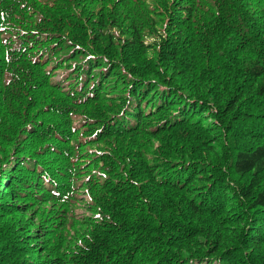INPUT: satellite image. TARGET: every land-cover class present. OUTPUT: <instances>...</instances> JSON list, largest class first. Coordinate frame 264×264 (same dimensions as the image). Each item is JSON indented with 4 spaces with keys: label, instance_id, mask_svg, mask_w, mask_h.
I'll use <instances>...</instances> for the list:
<instances>
[{
    "label": "trees",
    "instance_id": "obj_1",
    "mask_svg": "<svg viewBox=\"0 0 264 264\" xmlns=\"http://www.w3.org/2000/svg\"><path fill=\"white\" fill-rule=\"evenodd\" d=\"M264 264V0H0V264Z\"/></svg>",
    "mask_w": 264,
    "mask_h": 264
},
{
    "label": "rangeland",
    "instance_id": "obj_2",
    "mask_svg": "<svg viewBox=\"0 0 264 264\" xmlns=\"http://www.w3.org/2000/svg\"><path fill=\"white\" fill-rule=\"evenodd\" d=\"M213 264V263H212Z\"/></svg>",
    "mask_w": 264,
    "mask_h": 264
}]
</instances>
